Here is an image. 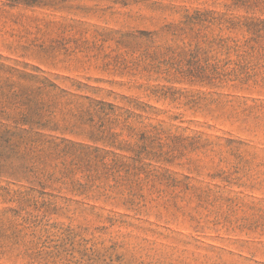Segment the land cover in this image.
I'll use <instances>...</instances> for the list:
<instances>
[{"label": "rangeland", "instance_id": "374dc122", "mask_svg": "<svg viewBox=\"0 0 264 264\" xmlns=\"http://www.w3.org/2000/svg\"><path fill=\"white\" fill-rule=\"evenodd\" d=\"M0 0V264H264V0Z\"/></svg>", "mask_w": 264, "mask_h": 264}, {"label": "trees", "instance_id": "16d2710c", "mask_svg": "<svg viewBox=\"0 0 264 264\" xmlns=\"http://www.w3.org/2000/svg\"><path fill=\"white\" fill-rule=\"evenodd\" d=\"M45 1H49V0H14L13 2L15 4H21L25 6H35V5H41V4L44 5Z\"/></svg>", "mask_w": 264, "mask_h": 264}]
</instances>
